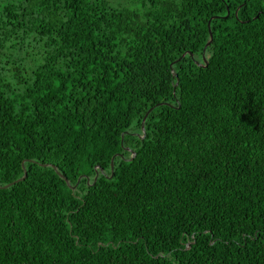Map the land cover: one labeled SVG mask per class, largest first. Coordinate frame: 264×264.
<instances>
[{
	"label": "trees",
	"instance_id": "16d2710c",
	"mask_svg": "<svg viewBox=\"0 0 264 264\" xmlns=\"http://www.w3.org/2000/svg\"><path fill=\"white\" fill-rule=\"evenodd\" d=\"M0 264H264V0H0Z\"/></svg>",
	"mask_w": 264,
	"mask_h": 264
},
{
	"label": "water",
	"instance_id": "95a60500",
	"mask_svg": "<svg viewBox=\"0 0 264 264\" xmlns=\"http://www.w3.org/2000/svg\"><path fill=\"white\" fill-rule=\"evenodd\" d=\"M208 25H209V22H208ZM209 35H210V38H209V40L207 41V43H206V45L210 42V40H211V36H212V34H211V32L209 31ZM205 45V46H206ZM144 119H145V116H144V118H143V120H142V125H143V121H144ZM45 165H47V164H45ZM53 168L54 169H56V167L55 166H53ZM24 176H25V173H24ZM23 176V177H24ZM23 177H21L20 179H22ZM64 179L67 181V179L64 177ZM5 186H7V185H5ZM72 188H74V187H72Z\"/></svg>",
	"mask_w": 264,
	"mask_h": 264
}]
</instances>
